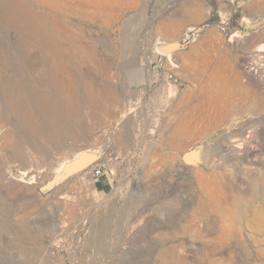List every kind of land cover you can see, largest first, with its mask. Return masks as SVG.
<instances>
[{"label":"rangeland","instance_id":"374dc122","mask_svg":"<svg viewBox=\"0 0 264 264\" xmlns=\"http://www.w3.org/2000/svg\"><path fill=\"white\" fill-rule=\"evenodd\" d=\"M26 1L74 33L66 76L87 99L81 139L58 129L54 147L0 95V264H264V75L249 69L264 0ZM13 29L0 22V50ZM168 43L178 68L160 60ZM19 50L30 85L50 60ZM84 149L96 156L41 194L63 153ZM98 163L110 177L95 185Z\"/></svg>","mask_w":264,"mask_h":264},{"label":"bare ground","instance_id":"6f19581e","mask_svg":"<svg viewBox=\"0 0 264 264\" xmlns=\"http://www.w3.org/2000/svg\"><path fill=\"white\" fill-rule=\"evenodd\" d=\"M0 22L4 25L9 24L10 28H14L17 32L15 38L17 43L9 41L0 50V95L5 97L2 110L19 117L24 124L32 125L30 127L54 147L65 143L64 139L58 136V129L63 128L69 134L68 138L80 140L82 100L87 98L86 95H82V90L77 93L78 88L82 89V80L66 76L68 66L75 60L72 53L77 51L82 54V47L76 43L74 33L59 18L38 12L34 4L26 0H0ZM21 45L27 49L40 50L50 60L48 70H40L36 74L37 81L29 83L30 85L18 80L19 72L25 62V54L19 50ZM176 49L175 43H168L166 48L157 50L160 54L172 56L173 54L169 52ZM262 51L263 48L256 51L260 58L263 55H261ZM9 70L11 75H7ZM76 101H80V104ZM43 116L49 117L53 125L45 124L46 120L44 121ZM22 153H16L15 156L22 157L21 160L25 159L26 153L25 155ZM63 155L65 156H62L61 161L50 171L49 180L52 181L41 188V194H48L67 178L71 168L88 162L96 156V153L92 149H84ZM2 167L0 161V184L5 186L3 178L6 177L1 172ZM37 169L26 170L25 175L34 178ZM208 200L214 207L212 200L210 198ZM7 221L5 216L0 223L7 224Z\"/></svg>","mask_w":264,"mask_h":264},{"label":"built area","instance_id":"2783aa9c","mask_svg":"<svg viewBox=\"0 0 264 264\" xmlns=\"http://www.w3.org/2000/svg\"><path fill=\"white\" fill-rule=\"evenodd\" d=\"M160 45L162 46L161 43ZM159 55H160V60L164 61L165 64L170 65L171 68L179 67L178 63L175 61L173 56H169L167 54H159ZM255 57L259 63H254V64L252 63L249 69L256 76L264 75V63L262 60L263 57L260 58L261 56L259 57L257 56V54ZM163 83L166 87L173 88V87L179 86L181 84V80L175 73L168 71V72H165L163 76ZM90 176H91L92 182L95 185L101 184L105 178L109 179L110 177V175L106 171V168L102 164H99V163L93 165Z\"/></svg>","mask_w":264,"mask_h":264}]
</instances>
